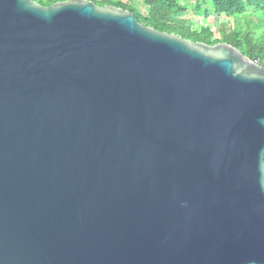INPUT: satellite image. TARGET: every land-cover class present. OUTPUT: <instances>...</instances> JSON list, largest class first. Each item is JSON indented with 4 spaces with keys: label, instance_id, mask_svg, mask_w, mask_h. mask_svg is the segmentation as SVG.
<instances>
[{
    "label": "water",
    "instance_id": "1",
    "mask_svg": "<svg viewBox=\"0 0 264 264\" xmlns=\"http://www.w3.org/2000/svg\"><path fill=\"white\" fill-rule=\"evenodd\" d=\"M0 264H264V68L0 0Z\"/></svg>",
    "mask_w": 264,
    "mask_h": 264
},
{
    "label": "trees",
    "instance_id": "2",
    "mask_svg": "<svg viewBox=\"0 0 264 264\" xmlns=\"http://www.w3.org/2000/svg\"><path fill=\"white\" fill-rule=\"evenodd\" d=\"M43 7L70 0H33ZM98 7H115L128 11L135 16L144 27L159 33L178 36L193 43L208 46L227 44L236 48L245 57L264 68V0H196L194 13L210 20L213 17L235 19L253 16L258 19L256 24H250L246 32L233 28L231 32H223L216 39L209 27L194 29L183 21L187 8L179 0H141L147 9V16L141 15L131 0H87Z\"/></svg>",
    "mask_w": 264,
    "mask_h": 264
},
{
    "label": "rangeland",
    "instance_id": "3",
    "mask_svg": "<svg viewBox=\"0 0 264 264\" xmlns=\"http://www.w3.org/2000/svg\"><path fill=\"white\" fill-rule=\"evenodd\" d=\"M98 2L104 1V0H97ZM137 11L144 16H147V9L143 6L141 0H131ZM181 4L186 6L187 13L182 18L183 21L189 22L194 29H201L203 27H209L212 32L214 33V36L216 39H220L221 34L223 32L229 33L233 28H237L238 30L246 32L251 26L250 24H256L258 19L253 16H247V17H240L235 19H227V18H216L213 17L210 20H206L203 17L197 16V14L194 13V5L196 3V0H179ZM209 1V0H207Z\"/></svg>",
    "mask_w": 264,
    "mask_h": 264
}]
</instances>
